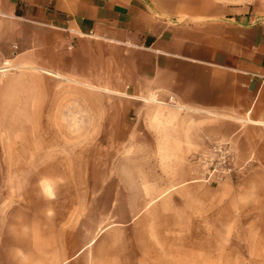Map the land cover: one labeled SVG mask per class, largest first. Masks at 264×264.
<instances>
[{"label":"crops","instance_id":"obj_1","mask_svg":"<svg viewBox=\"0 0 264 264\" xmlns=\"http://www.w3.org/2000/svg\"><path fill=\"white\" fill-rule=\"evenodd\" d=\"M0 123L51 130L58 147L43 159L93 160L106 178L99 192L117 183L96 232L83 217L51 215L46 199L40 216L0 200V264H166L158 236L122 229L136 216L114 215L120 194L170 209L169 224L228 225L197 213L250 207L237 196L252 178V207H264V9L246 0H0ZM217 145L228 146L231 171L214 186ZM12 159L0 151V162ZM213 193L215 202L205 199ZM181 209L190 217L173 216Z\"/></svg>","mask_w":264,"mask_h":264},{"label":"rangeland","instance_id":"obj_2","mask_svg":"<svg viewBox=\"0 0 264 264\" xmlns=\"http://www.w3.org/2000/svg\"><path fill=\"white\" fill-rule=\"evenodd\" d=\"M227 1L239 4L243 0H223ZM246 1L264 9V0ZM50 131L0 127V151L17 157L15 160L0 162V188L6 187L5 192H0V200L15 203L17 208L25 207V211L30 210L34 215L40 216L46 208L42 204L46 199L53 203L51 215L83 217L80 226L86 232L100 231L106 227L104 222L111 216L110 205L115 195L112 189L117 183L108 182V191L99 192L105 185L106 178L99 175L93 160L61 162L43 159L47 150L58 147L50 144L53 140L49 135ZM85 148L87 151L91 146ZM31 154L36 159L29 160ZM62 168H68L70 175H59ZM86 172L89 175H84ZM45 173L51 175L45 176ZM261 181L264 184V178ZM217 182L219 181H213L212 185H218ZM241 184L250 191L237 198L240 197L241 202L250 207H237L236 203L230 202L227 209L205 210V215L203 211L200 212L202 214L197 213V216H207L209 220H227L228 225L169 224L164 217H172L170 209L140 208L142 194L136 193L120 194L118 200L121 205L113 212L121 221L131 220L136 216L129 225L122 228L132 232L136 238L144 239L150 233L158 236L165 244L166 264H264V207H252V178H244ZM191 195L192 193H187L185 199L189 200ZM205 199L215 202L218 197L213 193L210 198ZM261 200L264 204V190L261 192ZM124 202L131 207L124 206ZM177 212L173 216L188 218L192 210L181 209ZM142 217L163 223L143 222Z\"/></svg>","mask_w":264,"mask_h":264},{"label":"built area","instance_id":"obj_3","mask_svg":"<svg viewBox=\"0 0 264 264\" xmlns=\"http://www.w3.org/2000/svg\"><path fill=\"white\" fill-rule=\"evenodd\" d=\"M231 152L226 145H217L211 147V156L208 160L209 167L211 168L209 179L214 173L218 176H213V181H221L226 174L230 173Z\"/></svg>","mask_w":264,"mask_h":264}]
</instances>
